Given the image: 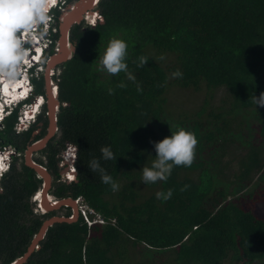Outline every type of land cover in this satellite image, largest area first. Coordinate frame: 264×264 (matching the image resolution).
I'll return each mask as SVG.
<instances>
[{
    "label": "trees",
    "instance_id": "obj_1",
    "mask_svg": "<svg viewBox=\"0 0 264 264\" xmlns=\"http://www.w3.org/2000/svg\"><path fill=\"white\" fill-rule=\"evenodd\" d=\"M77 1L66 0L64 8ZM95 10L102 18L95 26L80 22L69 30L73 53L53 76L57 132L37 151L44 160L34 162L52 177L53 197L81 196L107 223L88 228L81 217L56 222L23 264H264V216L251 209L264 200V0H99ZM53 14L44 70L60 36L61 12ZM111 39L127 43L125 62L135 82L125 72L97 70ZM141 56L147 63L138 67ZM177 69L182 78H172ZM32 84L47 104L44 72ZM172 87L202 91L203 99L192 104L196 109L185 110V102L171 107ZM220 90L224 97L214 99ZM47 109L36 136L37 125L15 133L17 112L0 128V148L12 146L19 153L0 183V264L23 256L43 222L56 216L57 209L34 213L31 197L43 179L24 159L27 148L45 135ZM246 119L257 123L252 135L244 133L252 131ZM180 128L196 135L198 160L174 167L167 181L143 183L142 169L156 155L150 141ZM67 145L76 149V175L68 183L61 181L59 168ZM104 146L116 160L101 158ZM230 156L237 159L233 166ZM93 158L118 191L90 171ZM254 178L256 190L238 196ZM169 189L170 199H157V192ZM65 209L67 218L72 210Z\"/></svg>",
    "mask_w": 264,
    "mask_h": 264
},
{
    "label": "clouds",
    "instance_id": "obj_2",
    "mask_svg": "<svg viewBox=\"0 0 264 264\" xmlns=\"http://www.w3.org/2000/svg\"><path fill=\"white\" fill-rule=\"evenodd\" d=\"M65 2L66 0H0V128H2L4 119L14 112H17V117L13 129L20 124L18 118L21 117L24 110L23 105H30V112L34 116V120L27 122L26 127L32 125V122L41 114V107L45 104V99L42 95L34 94L32 79L38 78L43 72L45 77V70L42 68L41 62L44 51L48 50L51 45V32H55L53 13L54 10L62 12L66 5ZM61 7L63 8L61 9ZM82 21H86L87 24L85 25L90 24L85 16ZM127 48L128 45L125 41L111 39L103 55L99 57L97 70L107 72L112 76L125 72L128 79L135 82V77L128 72V66L125 62ZM31 52L34 55H31ZM159 59L163 60L165 57L160 56ZM146 63L147 57L141 56L137 66L143 67ZM182 77L183 73L179 69L172 73V78ZM19 82L20 86L18 85ZM8 85L11 86L12 92L13 87L17 85V97H11V95L7 97L8 94H6L5 89L8 90ZM118 87L124 88L126 85L120 83ZM52 91L51 88V93ZM137 91H142L139 84H137ZM108 92L111 95L114 90L110 88ZM56 93L53 95L56 96ZM35 98L37 101L33 103L32 100ZM40 99H42V104L35 109V105L39 104ZM260 99H264V93H261ZM260 104L264 105V103ZM27 130L28 128L24 127L20 132ZM150 143H153L156 155L151 166H145L142 169V182L145 184L167 181L176 166L191 167L198 140L193 132L180 128L163 140L159 142L150 141ZM100 151L101 158L105 161L116 160L117 158L109 146L102 147ZM15 157L11 156L10 163L7 165L4 160L5 156H0V164H3V168L0 169V183L9 172ZM88 168L93 173H99L101 182L110 185L113 192L119 190V185L101 167L99 160L93 158L89 162ZM37 192L42 196V188ZM172 194V190L169 189L166 193L157 192L156 197L166 201L172 197ZM33 196L31 197L32 202L40 209L39 203L33 200ZM48 200H51L50 197ZM62 216L64 217V215Z\"/></svg>",
    "mask_w": 264,
    "mask_h": 264
},
{
    "label": "water",
    "instance_id": "obj_3",
    "mask_svg": "<svg viewBox=\"0 0 264 264\" xmlns=\"http://www.w3.org/2000/svg\"><path fill=\"white\" fill-rule=\"evenodd\" d=\"M94 0H79L73 4L67 5L61 12V15L59 17V38L56 42V47L54 49L53 54L48 58L46 61V67H45V85H46V96H47V107H48V116H49V133L47 136L39 141L31 145L27 148L25 151L24 157H25V164L32 169L43 179V191L42 196L45 197V188H49L51 186V176L47 173L44 167L40 166L39 164H36L35 162H32L28 156L33 153V151H37L39 148L43 147L45 143L51 138L53 135L54 129L56 128V113L58 111V100H57V93L56 96L52 94L53 97L50 95V89L48 85V73L51 72L52 69L56 68L57 65L67 61L72 53H73V47L71 46L68 36H69V30L74 24H79L84 16H94V12H90L92 8L96 7L97 4H93ZM98 3V1H97ZM93 4V5H92ZM72 47V52L69 55V49ZM51 119H55V121L51 122ZM57 130V128H56ZM66 172V169L62 171L61 174ZM46 191V190H45ZM48 200V198H46ZM45 201L42 203V201L39 202V207L42 210L45 209V213L48 211L54 210L59 205H63V207H71L72 210V217L71 218H65V217H52L47 220H45L39 230V232L36 234L35 238L33 239L31 245L29 246L27 252L15 260L11 264H23L27 261L29 256L31 255L32 251L35 248V245L37 244V241L42 238L48 229V227L52 226L56 222H72L77 218V212L76 208L74 207V202L72 199H62L58 200L56 203L53 202H47ZM49 201V200H48ZM43 205V206H42ZM44 212V210H43Z\"/></svg>",
    "mask_w": 264,
    "mask_h": 264
},
{
    "label": "built area",
    "instance_id": "obj_4",
    "mask_svg": "<svg viewBox=\"0 0 264 264\" xmlns=\"http://www.w3.org/2000/svg\"><path fill=\"white\" fill-rule=\"evenodd\" d=\"M94 13H95L94 16H91L90 21H89V23H90L89 25L92 27L97 24L98 20L102 19L99 12L95 11ZM87 17H89V16H85V18L88 21ZM55 47H54V49H55ZM37 57H39V55H37ZM50 82H51L50 84L52 86L51 87L52 90L54 91V93H56V91H57L56 82H54L53 80L51 81V79H50ZM38 103L39 104L35 105V109L38 108V106H40L42 104V99H40L38 101ZM30 108L29 107L24 108V110L21 114V117L18 118L20 120V124L15 126V128H14L15 133L20 132L24 127H26L27 122L34 120V116L32 115V112H30ZM0 156H2V157L5 156L4 160L7 162L6 164L8 165L10 163L11 156L17 157V156H19V153L12 146H6V147L0 148ZM61 160H62V162L65 160V162L63 164H66V166H67V167H65L66 172H64L62 180L64 182H67V183L73 181L75 178V174H76L75 168H74V162L76 160V149H75V147L72 145H67L65 150L62 152ZM62 162H61V164H62ZM39 197H40V193L37 192L34 194L33 200H35V201H37V203H39V200H40ZM50 199L53 203L57 202V200L53 199V197H50ZM73 202H74V205L76 208L77 216L82 218L83 222L87 225L88 228H90L93 224L104 225L107 223V221L103 218V216L100 213L96 212L95 209L91 208L87 204V202L84 200L83 197L79 196L76 199H74ZM71 217H72V215L69 216L68 218H71ZM111 223L114 224V220H112Z\"/></svg>",
    "mask_w": 264,
    "mask_h": 264
},
{
    "label": "rangeland",
    "instance_id": "obj_5",
    "mask_svg": "<svg viewBox=\"0 0 264 264\" xmlns=\"http://www.w3.org/2000/svg\"><path fill=\"white\" fill-rule=\"evenodd\" d=\"M74 5V4H73ZM95 11V7L94 8H92L91 9V11L90 12H94ZM88 18V21H90V16L89 17H87ZM82 22H84V21H82ZM84 24H87L86 23V21L84 22ZM69 49V55L71 54V52H72V47H70V48H68ZM31 55H34V53L33 52H31ZM35 57V56H34ZM55 69V68H54ZM53 70V69H52ZM58 73V70H54V71H51V73H48V85H49V87L51 88L52 86H51V82H50V79H51V81L53 80L52 79V77H51V75H55V74H57ZM51 74V75H50ZM54 81V80H53ZM55 82V81H54ZM46 87V86H45ZM202 91H199V92H194V91H192V90H189V89H180V88H177V87H172V92H170L169 93V95H168V104L172 107H177L178 105H181L182 104V107H184L185 108V110H192V109H196L198 106H193L195 103H198V102H200L202 99H203V95L202 94H199V93H201ZM222 97H224V91L223 90H220V91H217L216 92V94H215V97H214V99H216V100H218V99H220V98H222ZM185 102V105L183 106V103ZM193 104V105H192ZM191 105L193 106V107H191ZM23 107L24 108H26V107H31L30 105H23ZM178 108V107H177ZM180 112V110L178 109V111L177 112H175V114H178ZM247 120V123H249L250 124V127L252 128V131H250L249 129H244V133L246 134V135H252L253 134V132H254V127L256 128V122H254V121H251V120H254L253 118H251V120H249V119H246ZM53 121H55V119H51V122H53ZM242 128H243V126H242ZM57 132V130H56V128L54 129V132H53V134L54 133H56ZM48 134V133H47ZM47 136V135H46ZM45 136V137H46ZM44 137V138H45ZM52 137V136H51ZM39 149H42V147L41 148H39ZM38 149V150H39ZM37 150V151H38ZM37 151H33V153L32 154H30V156H28L29 157V159L32 161V162H34V161H36L37 159H41V155H40V153H38ZM67 151V150H66ZM207 153H210V154H212L210 151H206ZM209 157V156H208ZM207 157V158H208ZM18 158V157H17ZM206 158V155H204V159ZM230 158L232 159V163H231V165L233 166L235 163H236V161H237V159H235V157H233V156H230ZM24 159H25V157H24ZM194 159H196V160H198V156L196 157L195 156V158ZM207 160V159H206ZM26 161V160H25ZM62 162V161H61ZM65 162V160L62 162V164L60 163V166H64V165H66V164H63ZM37 164V163H36ZM67 167V166H66ZM51 183H52V180H51ZM257 184H258V178H254V181L252 182V184H251V186H249L247 189H245L244 191L242 190L241 192H238L237 193V195L239 196L240 194H243L244 196H246V195H248V194H250V193H253L255 190H256V187H257ZM261 184V183H260ZM41 188H42V191H43V184L41 185ZM49 189H50V186H49V188H45V190H44V192H45V198H48V197H53L52 195H51V193L49 192ZM53 199H56L57 201H58V199L56 198V197H53ZM32 201V200H31ZM61 206H63V205H59L57 208H55V209H57V212H56V216L55 217H58V216H61V215H64V213L66 212V210L67 209H65L66 207H64V208H62ZM209 206V205H208ZM251 206H252V210L254 211V212H256L258 215H261V216H264V200L263 201H258V202H255V203H252L251 204ZM75 207V206H74ZM34 213H36V214H38V215H43L44 213H45V209H43V207H42V210H41V208L39 209V208H37V206L34 204ZM43 210H44V212H43ZM73 210V209H72ZM45 215V214H44Z\"/></svg>",
    "mask_w": 264,
    "mask_h": 264
},
{
    "label": "flooded vegetation",
    "instance_id": "obj_6",
    "mask_svg": "<svg viewBox=\"0 0 264 264\" xmlns=\"http://www.w3.org/2000/svg\"><path fill=\"white\" fill-rule=\"evenodd\" d=\"M56 69V68H55ZM55 69H53V71L55 70ZM53 75H51V77H52ZM46 86V85H45ZM45 89H46V87H45ZM49 89H50V91H51V88L49 87ZM44 98V97H43ZM44 99H46V97L44 98ZM37 101V99L35 98V99H33L32 100V102L33 103H35ZM45 105H47V104H44L42 107H41V111L43 112V107L45 106ZM48 110V109H47ZM41 112V113H42ZM48 114V113H47ZM41 115V114H40ZM40 115L36 118V120L35 121H33L32 122V125H29L28 127H25V128H28V129H30V127H32L33 125H37V128H36V131H34L33 132V136H36V135H38V134H40L41 133V128L43 127V124L41 123V122H39L38 123V118L40 117ZM48 116V115H47ZM48 118H49V116H48ZM49 127H50V122H49V124L47 125V127H46V131H45V135H43L41 138H39L38 140L39 141H41V140H43L44 139V137L47 135V133H49ZM19 133H21V132H19ZM55 134V133H54ZM54 134L52 135V137L54 136ZM51 137V138H52ZM51 138L49 139V140H51ZM48 140V141H49ZM38 141V142H39ZM47 141V142H48ZM47 142L45 143V145L47 144ZM45 145L42 147V149L45 147ZM61 157H62V154H61ZM42 159V161L44 160L43 158H41ZM62 161V160H61ZM61 161H60V163H61ZM36 162V161H35ZM59 163V164H60ZM65 167H66V165H64V166H60L59 165V168H60V178H61V181H63L62 180V177H63V174H61L62 173V171L65 169ZM51 180H52V177H51ZM52 182H53V180H52ZM64 182V181H63ZM70 209L72 210V208L70 207Z\"/></svg>",
    "mask_w": 264,
    "mask_h": 264
},
{
    "label": "bare ground",
    "instance_id": "obj_7",
    "mask_svg": "<svg viewBox=\"0 0 264 264\" xmlns=\"http://www.w3.org/2000/svg\"><path fill=\"white\" fill-rule=\"evenodd\" d=\"M97 1H99V0H94L93 4H94V5L97 4ZM93 4H92V5H93ZM38 53H39V52H38ZM32 61H33V60H32ZM19 84H20V82L18 83V85H19ZM8 86H9V87H7L8 90L5 89L6 94H8L7 97L10 96V95H11V97H17V94H16V88H17V85H16L15 87H13V92H12V90H11V86H10V85H8ZM19 86H20V85H19ZM52 94H54V91H52V93H51V91H50V95H51V97H53ZM18 98H19V97H18ZM39 198H40V201H42V203H43V202L45 201V199H46L44 196H40ZM46 201H47V202H52L51 200L48 201L47 199H46ZM42 206H43V205H42Z\"/></svg>",
    "mask_w": 264,
    "mask_h": 264
},
{
    "label": "snow or ice",
    "instance_id": "obj_8",
    "mask_svg": "<svg viewBox=\"0 0 264 264\" xmlns=\"http://www.w3.org/2000/svg\"><path fill=\"white\" fill-rule=\"evenodd\" d=\"M3 168V164H0V169H2Z\"/></svg>",
    "mask_w": 264,
    "mask_h": 264
},
{
    "label": "crops",
    "instance_id": "obj_9",
    "mask_svg": "<svg viewBox=\"0 0 264 264\" xmlns=\"http://www.w3.org/2000/svg\"><path fill=\"white\" fill-rule=\"evenodd\" d=\"M66 169V168H65Z\"/></svg>",
    "mask_w": 264,
    "mask_h": 264
}]
</instances>
